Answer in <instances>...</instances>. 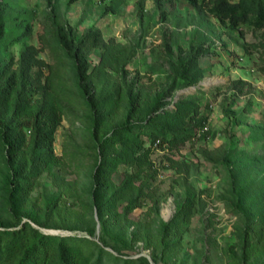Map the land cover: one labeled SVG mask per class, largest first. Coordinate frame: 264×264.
<instances>
[{
  "label": "rangeland",
  "instance_id": "obj_1",
  "mask_svg": "<svg viewBox=\"0 0 264 264\" xmlns=\"http://www.w3.org/2000/svg\"><path fill=\"white\" fill-rule=\"evenodd\" d=\"M122 1L116 13L104 14L112 0H0V64L17 60L26 45H35L51 65L44 73L52 76L63 110L54 143L60 163L42 170L26 196L0 140V228L23 219L40 230L45 227L37 222L80 228L51 229L56 235H87L96 229L99 239L92 195L99 141L64 37L100 29L106 40L129 47L128 80L135 79L152 96L172 89L171 108L190 99L208 118L193 139L178 147L154 146L147 160L120 165L112 174L116 184L129 174L135 184L118 200L119 210L140 188L141 204L121 214V237L112 241L123 254L104 248L148 261L134 264H264V27L232 28L209 13L206 4L197 7L189 0ZM199 46L205 50L199 58L204 77L182 86L175 64ZM100 55V49L90 55L92 67ZM108 74L119 89L118 73L109 69ZM125 114L121 107L114 122ZM187 196L196 198V211L183 226L181 245L156 263L152 254L160 227ZM103 258L104 264H125L108 253Z\"/></svg>",
  "mask_w": 264,
  "mask_h": 264
},
{
  "label": "trees",
  "instance_id": "obj_2",
  "mask_svg": "<svg viewBox=\"0 0 264 264\" xmlns=\"http://www.w3.org/2000/svg\"><path fill=\"white\" fill-rule=\"evenodd\" d=\"M189 1L197 7L206 4L209 13L232 28L248 23L264 27V0ZM122 2L112 0L111 7L103 13H116ZM64 42L70 45L67 53L77 63V82L93 113L94 135L99 141L92 189L101 227L99 239H96V229L88 230L87 235H56L19 219L13 226L0 228V264H104V253L125 264L146 262V257L123 258L104 248L110 246L123 254L112 239L121 237L117 230L123 226L122 212L127 215L141 204L140 188L135 196L127 198L125 209L119 210L118 200L135 184L131 174L120 184L113 181L112 174L120 165L147 160L154 146L178 147L193 139L196 130L205 127L208 118L202 114L200 105L190 99L176 101L171 108L172 99L169 101L168 97L172 96V89L152 96L143 87H138L135 79L128 80L129 47L113 38L106 40L100 29L81 36L64 37ZM164 45L171 54L172 46L167 36ZM96 49L101 50L100 60L92 67L89 57ZM39 52L35 45L28 44L17 60L0 64V140L7 146L13 176L25 196L42 170L60 163L54 143L63 121V110L54 94L52 76L44 73V69L51 65L39 56ZM204 52L203 46L193 48L175 64L182 86H192L203 79L205 71L199 58ZM109 69L120 76L119 89L109 77ZM121 107L126 110L125 118L115 123ZM27 131H30L29 136ZM147 141H150L149 145ZM11 195L10 201H13V193ZM194 211L196 198L187 196L177 206L174 216L162 223L158 233L159 245L152 254L156 263L165 261L179 249L183 226L191 220ZM37 223L48 229H80ZM147 246L149 248L151 244ZM244 256L249 260L247 242Z\"/></svg>",
  "mask_w": 264,
  "mask_h": 264
},
{
  "label": "water",
  "instance_id": "obj_3",
  "mask_svg": "<svg viewBox=\"0 0 264 264\" xmlns=\"http://www.w3.org/2000/svg\"><path fill=\"white\" fill-rule=\"evenodd\" d=\"M35 225V224H34ZM43 231L45 233H51V234H57V232H53L51 229H46V228H43ZM151 259V258H150ZM154 263V262H153ZM155 264V263H154Z\"/></svg>",
  "mask_w": 264,
  "mask_h": 264
}]
</instances>
